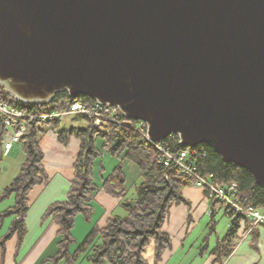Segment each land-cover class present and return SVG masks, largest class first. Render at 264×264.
Here are the masks:
<instances>
[{
	"label": "water",
	"instance_id": "obj_1",
	"mask_svg": "<svg viewBox=\"0 0 264 264\" xmlns=\"http://www.w3.org/2000/svg\"><path fill=\"white\" fill-rule=\"evenodd\" d=\"M0 84L118 106L264 187V0H0Z\"/></svg>",
	"mask_w": 264,
	"mask_h": 264
},
{
	"label": "trees",
	"instance_id": "obj_2",
	"mask_svg": "<svg viewBox=\"0 0 264 264\" xmlns=\"http://www.w3.org/2000/svg\"><path fill=\"white\" fill-rule=\"evenodd\" d=\"M0 100L20 107L26 112L35 113L61 109L74 100L84 103L95 101L87 96L72 97L66 90H60L47 102L25 103L10 95L1 84ZM79 117L88 120L85 127L60 128L58 122L36 121L27 124L19 142L25 159L15 177L0 195V199L14 196L12 205L0 212V217L5 215L13 217L8 233L0 240V246L3 247L4 240L14 234L21 240L26 230L28 193L33 187L45 183L48 179L42 165L38 139L44 132L53 131L63 145H67L70 138L75 137L79 140L80 147L73 162V177L65 199L51 203L42 216V219L50 218L57 226V250L53 256L47 258L48 263L76 264L83 254L89 264H158L163 252L171 247V237L163 229V224L173 205L189 206L182 188L192 185L191 180L177 170H169L162 163L159 159V150L147 139L144 128L138 125L137 120L122 116L118 123L102 120L100 126L96 127L91 119ZM0 127L1 146L6 133L1 120ZM98 139L101 140L100 146L96 144ZM160 143L170 150L182 147L176 142V135H169L161 139ZM197 149L199 154L191 156V160L197 164L202 175L210 177L214 183L224 187L236 182L241 202L264 210V187L256 183L248 169L223 160L209 143H200ZM105 151L115 156L122 155V160H129L138 166L140 180L135 184V197L127 198L126 175L121 162L103 177L100 185L94 181L93 163ZM1 157L0 148V159ZM99 190L119 199L125 214H113L107 218L103 226L94 223L77 248L71 252L75 219L80 215L85 221H91L94 197ZM217 204L221 203L211 201L209 204L211 230H214L213 216ZM223 211L229 218V227L209 251L220 262L235 247L240 236V228L242 233L251 226L246 214H234L227 207ZM254 230L255 227H252L251 235L254 234ZM149 246L153 248L150 259L145 257V251ZM204 249L207 251L208 246L206 245Z\"/></svg>",
	"mask_w": 264,
	"mask_h": 264
},
{
	"label": "crops",
	"instance_id": "obj_3",
	"mask_svg": "<svg viewBox=\"0 0 264 264\" xmlns=\"http://www.w3.org/2000/svg\"><path fill=\"white\" fill-rule=\"evenodd\" d=\"M5 136L0 146L2 150L0 195L15 177L25 159L21 143H16L5 151L3 145ZM38 145L42 152V165L48 179L45 183L33 187L28 193V209L25 214L26 230L21 240H18L15 234L4 240L3 247L0 246V264H49L47 258L53 256L57 250V226L50 218L42 219V216L51 203L65 199L73 177V162L78 154L80 142L77 138L71 137L68 144L63 145L58 141L55 132L46 131L39 137ZM122 161L128 173L140 174L135 163L129 160ZM182 193L189 201V206L173 205L169 214L172 213L174 218L171 221L167 218L163 224V229L171 238L176 235L179 239L176 244L171 240V247L163 252L158 264H168L175 255L176 249H184L182 239H185L187 230L190 228L189 222L210 210L209 204L203 200V191L200 188L187 185L182 188ZM10 199L11 196L0 199V212L12 205L13 200L11 202ZM93 206L94 213L89 222L91 224L95 222L103 226L107 218L113 214H124V212H118L121 208L119 199L103 190L96 193ZM12 219L11 215L0 217V240L8 233ZM219 264H264V225L256 226L253 235L251 233L246 235V232H242L231 253Z\"/></svg>",
	"mask_w": 264,
	"mask_h": 264
},
{
	"label": "built area",
	"instance_id": "obj_4",
	"mask_svg": "<svg viewBox=\"0 0 264 264\" xmlns=\"http://www.w3.org/2000/svg\"><path fill=\"white\" fill-rule=\"evenodd\" d=\"M69 115L89 118L96 127L100 126L102 120L118 123L121 117L124 116L118 106H112L96 100L92 103L74 100L67 107L43 113L26 112L20 107L0 100V120L6 130V136L3 140L5 151L20 142L21 135L25 132L27 124L36 121L59 123ZM138 125L144 128L145 136L149 139L146 122L138 121ZM176 142L180 144V138L177 135ZM153 144L159 150V159L169 170L179 171L191 180L193 186L203 191V200L206 204L216 201L229 208L234 214H246L251 223L250 228L246 231V235L250 233L252 227L264 225V210L252 205L243 204L238 195V185L236 182H231L225 187L220 186L214 183L210 177L204 176L198 171L197 164L191 160V156L199 154L197 146L180 147L176 150H170L160 142Z\"/></svg>",
	"mask_w": 264,
	"mask_h": 264
},
{
	"label": "rangeland",
	"instance_id": "obj_5",
	"mask_svg": "<svg viewBox=\"0 0 264 264\" xmlns=\"http://www.w3.org/2000/svg\"><path fill=\"white\" fill-rule=\"evenodd\" d=\"M88 123V120L81 118L79 116L69 115L66 116L63 120H61L58 125L59 127H85ZM97 146H100L101 140L98 139L96 142ZM112 159V160H110ZM114 163H113V162ZM122 164L123 170H125L126 181L125 187L128 190L127 198H133L136 196L135 193V184H137L140 180V174L132 175L128 173L125 164L122 161V155L115 156L110 152L105 151L101 156H98L93 163V172H94V180L97 184L101 183V179L105 177L118 163ZM136 176V177H134ZM14 199V196L11 195V202ZM184 204H179L182 206ZM224 205L217 204L215 206V214L213 216L214 221V230H211L209 227L211 216L209 211L205 212L203 215H200L198 218L190 221V228L187 230L185 235V239H182V244L184 249L178 248L175 250V255H173L172 259L168 264H219L220 262L215 259V255L211 256L209 251L216 244L217 240L220 239L228 229L229 218L224 213ZM124 212L125 210L121 207L118 212ZM171 213V212H170ZM171 215V216H170ZM170 221L174 218L173 214H169L167 217ZM79 219V220H78ZM88 221H85L82 216L78 215V218L75 219L74 227L72 230L74 236V242L71 244L70 251H74L87 232L90 230L92 224ZM242 228H240L239 234H241ZM179 237L174 235L171 238L174 244L177 243ZM171 242V243H172ZM208 246L207 251L204 249L205 246ZM152 246H149L145 251V257L151 258L152 256ZM203 252V255H201ZM201 255V256H200ZM59 264H64L60 262ZM76 264H89L87 259L83 256V254L79 257Z\"/></svg>",
	"mask_w": 264,
	"mask_h": 264
}]
</instances>
